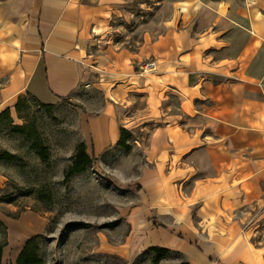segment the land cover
<instances>
[{"label":"crops","instance_id":"obj_1","mask_svg":"<svg viewBox=\"0 0 264 264\" xmlns=\"http://www.w3.org/2000/svg\"><path fill=\"white\" fill-rule=\"evenodd\" d=\"M132 1L0 0V112L24 95L78 101L106 171L119 174L106 154H128L121 127L141 150L127 217L148 250L264 264L245 225L264 200V0Z\"/></svg>","mask_w":264,"mask_h":264},{"label":"rangeland","instance_id":"obj_2","mask_svg":"<svg viewBox=\"0 0 264 264\" xmlns=\"http://www.w3.org/2000/svg\"><path fill=\"white\" fill-rule=\"evenodd\" d=\"M143 1L149 2L133 0L132 9L145 12L137 5ZM127 31L117 40L131 43L135 35ZM76 105L82 106L67 98L46 108L26 99L0 119V154L13 156L0 162V242L7 243L1 264H17L25 242L35 236H40L41 264H182L176 254L157 259L147 249L148 234L133 230L127 217L137 203L131 180L143 162L139 148L106 154L119 168L116 176L97 161L64 184V172L80 143L82 111ZM22 126L24 134L17 129ZM41 148L47 150L44 161L37 155ZM245 225L251 243L264 248V200L246 216Z\"/></svg>","mask_w":264,"mask_h":264},{"label":"trees","instance_id":"obj_3","mask_svg":"<svg viewBox=\"0 0 264 264\" xmlns=\"http://www.w3.org/2000/svg\"><path fill=\"white\" fill-rule=\"evenodd\" d=\"M26 99L33 100V101L37 102L39 105H41L42 107L52 108L54 106L52 104H44V103L36 100L35 98L29 96V95H24V96H21L17 99V101L14 105V110H18L22 101H24ZM64 100H66V98H60V101H64ZM77 107L82 112L84 111L82 106H77ZM9 116H10V110L8 108L3 110L2 112H0V119L2 117H9ZM17 129H18V131H20V133L24 134V127L23 126L18 127ZM131 140H132L131 132H129L128 130L121 127L119 129V140H118L116 146L120 147L125 152H129L130 151L129 141H131ZM37 145H40L39 140H38ZM46 151H47L46 148H41V150L37 151L38 157L43 161L46 159ZM12 157L13 156L10 154H0V162L10 160ZM96 162H97L96 159L91 158L87 154L85 143L80 140V143L77 144V146L75 147L74 155H73L72 161L70 163V166L64 172V178H63L64 184H68L74 175L84 173L85 170L89 166L93 167ZM0 227H2L4 229L3 224L1 222H0ZM39 238H40V236H35V237L28 239L25 242L21 252L18 254V257L16 260L17 264H41V260L37 256V252H38L37 240ZM6 245H7V243L5 240L0 242V264H1V258H2V251ZM150 251H152L153 253H155L157 255L156 256L157 259H162L167 254H169L168 250L162 249V248H157V247L150 248ZM182 264H188V263L182 262Z\"/></svg>","mask_w":264,"mask_h":264},{"label":"built area","instance_id":"obj_4","mask_svg":"<svg viewBox=\"0 0 264 264\" xmlns=\"http://www.w3.org/2000/svg\"><path fill=\"white\" fill-rule=\"evenodd\" d=\"M154 67V62L151 60H148V62L144 65L145 69H153Z\"/></svg>","mask_w":264,"mask_h":264}]
</instances>
